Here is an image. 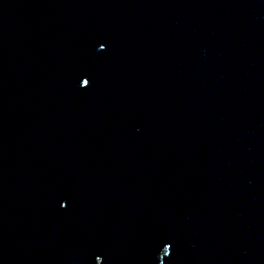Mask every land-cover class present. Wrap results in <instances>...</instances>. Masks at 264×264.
<instances>
[{
  "label": "water",
  "instance_id": "95a60500",
  "mask_svg": "<svg viewBox=\"0 0 264 264\" xmlns=\"http://www.w3.org/2000/svg\"><path fill=\"white\" fill-rule=\"evenodd\" d=\"M0 264H264V0H0Z\"/></svg>",
  "mask_w": 264,
  "mask_h": 264
},
{
  "label": "snow or ice",
  "instance_id": "6c2138e0",
  "mask_svg": "<svg viewBox=\"0 0 264 264\" xmlns=\"http://www.w3.org/2000/svg\"><path fill=\"white\" fill-rule=\"evenodd\" d=\"M107 46H108V45H107L106 42H103V41H102V42L99 43V48H100V49H106ZM82 83H83V85H89L91 82L89 81V79L87 78V76H83V77H82ZM63 202H64L65 205H67V203H68V199L65 198ZM170 247H171V245L167 246V253L169 252ZM98 257L101 259V261L104 259L103 256H99V255H98V256L96 257V260H97Z\"/></svg>",
  "mask_w": 264,
  "mask_h": 264
}]
</instances>
